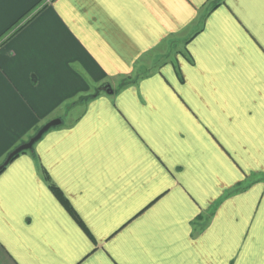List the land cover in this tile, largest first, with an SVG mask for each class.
Listing matches in <instances>:
<instances>
[{
    "label": "crops",
    "instance_id": "0c3cea01",
    "mask_svg": "<svg viewBox=\"0 0 264 264\" xmlns=\"http://www.w3.org/2000/svg\"><path fill=\"white\" fill-rule=\"evenodd\" d=\"M213 1L0 0V165L62 121L0 173V264H264V0Z\"/></svg>",
    "mask_w": 264,
    "mask_h": 264
},
{
    "label": "water",
    "instance_id": "95a60500",
    "mask_svg": "<svg viewBox=\"0 0 264 264\" xmlns=\"http://www.w3.org/2000/svg\"><path fill=\"white\" fill-rule=\"evenodd\" d=\"M107 91L109 93H113V90L110 88H108ZM61 122V119H53L49 121L48 123L43 125L28 141L13 149L6 157L5 161L0 165V171L3 170L18 154L23 151L32 149L47 131H49L52 127L61 124Z\"/></svg>",
    "mask_w": 264,
    "mask_h": 264
},
{
    "label": "trees",
    "instance_id": "16d2710c",
    "mask_svg": "<svg viewBox=\"0 0 264 264\" xmlns=\"http://www.w3.org/2000/svg\"><path fill=\"white\" fill-rule=\"evenodd\" d=\"M223 1H224V0H214L213 3H212V5H211V7H210V9H209V11H208V13H209L212 9L218 7ZM132 82H133V81L127 79V80L125 81V84H123V85H128L129 83H132ZM89 98H90V97H84V98H82V100H89ZM23 143H24V142H23ZM33 150H34V147H33L32 149H30V150L23 151V152H21L20 154H18L16 157H14V159L17 158L18 156H20L21 154L25 153V152L33 151ZM14 159H13V160H14ZM3 170H4V169H3ZM3 170H1L0 173H1ZM51 187H52V189H53L54 192H56L58 195H60V191H59V189H58L55 185L51 184ZM71 212H72V211H71ZM72 213H73V212H72ZM73 214H74V213H73Z\"/></svg>",
    "mask_w": 264,
    "mask_h": 264
}]
</instances>
